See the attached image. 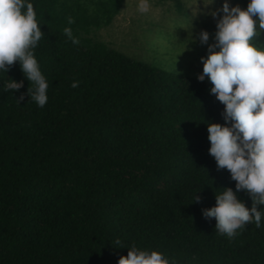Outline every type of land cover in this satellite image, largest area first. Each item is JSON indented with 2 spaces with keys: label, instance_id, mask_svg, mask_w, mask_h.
Listing matches in <instances>:
<instances>
[{
  "label": "trees",
  "instance_id": "16d2710c",
  "mask_svg": "<svg viewBox=\"0 0 264 264\" xmlns=\"http://www.w3.org/2000/svg\"><path fill=\"white\" fill-rule=\"evenodd\" d=\"M123 1L93 5L91 22L109 25ZM31 2L45 34L34 54L48 102L30 100L18 62L0 71V81H23L19 91L0 88V264H117L128 252L118 247L133 245L176 264H264V227L229 239L202 214L220 188L236 190L209 154L206 123H225L210 81L92 42L78 7ZM237 197L252 207L246 191Z\"/></svg>",
  "mask_w": 264,
  "mask_h": 264
},
{
  "label": "clouds",
  "instance_id": "9594fccd",
  "mask_svg": "<svg viewBox=\"0 0 264 264\" xmlns=\"http://www.w3.org/2000/svg\"><path fill=\"white\" fill-rule=\"evenodd\" d=\"M214 3L215 0H210L209 4ZM150 8V0H138L140 14H147ZM211 15L217 19L216 32L211 44L206 30L199 33V42L207 45L208 54L200 58L203 69L197 79L203 82L207 78L213 85L210 94L225 106L223 125L206 123L209 154L218 169L230 172L236 190L220 188L222 191L215 193V206L203 209L202 214L205 219L215 218V230L232 239L247 224L264 227V209L257 210V206L264 205V46L254 40L264 33V0H249L246 9L223 0L222 6ZM74 22L68 17L69 25ZM41 25L31 0H0V71L7 73L18 62L31 85L30 100L43 108L48 102L49 84L34 54L45 36ZM63 31L73 44H79L70 27ZM0 84L5 92L23 87V81L9 77ZM77 86L78 82L72 84ZM23 99L21 95L16 101ZM242 190L253 201L250 209L237 197ZM194 198L197 202L200 199L196 193ZM118 248H127L128 252L117 264H176L175 259L169 260L156 250H141L135 245Z\"/></svg>",
  "mask_w": 264,
  "mask_h": 264
},
{
  "label": "rangeland",
  "instance_id": "374dc122",
  "mask_svg": "<svg viewBox=\"0 0 264 264\" xmlns=\"http://www.w3.org/2000/svg\"><path fill=\"white\" fill-rule=\"evenodd\" d=\"M101 1L62 0L66 2V12L78 7L87 15L90 32L87 38L92 42H105L131 59L198 80L203 69L200 58L208 54L207 45L199 42V33L206 30L210 34L209 44L213 43L217 19L211 13L222 6L223 0H215L214 4H209L210 0H150L147 14L138 12V0H124L119 14L109 25L96 26L91 22L93 5ZM229 2L246 9L249 1ZM254 40L264 46V33Z\"/></svg>",
  "mask_w": 264,
  "mask_h": 264
}]
</instances>
